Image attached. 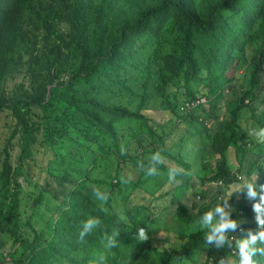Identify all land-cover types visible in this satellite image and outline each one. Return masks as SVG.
Masks as SVG:
<instances>
[{
	"label": "trees",
	"instance_id": "16d2710c",
	"mask_svg": "<svg viewBox=\"0 0 264 264\" xmlns=\"http://www.w3.org/2000/svg\"><path fill=\"white\" fill-rule=\"evenodd\" d=\"M252 44L256 48L248 60ZM23 48H29L26 65L30 82L27 89L8 95L4 85L10 74L18 72ZM63 48L67 54L61 55ZM148 48H153L152 61L158 59L165 74L163 104L177 122L198 126V137L209 142L208 152L215 157L209 182L228 190L239 183L227 165L228 149L234 150L240 169L250 164L247 147L242 145V115L250 112L252 120L264 128V113L255 116L251 108L264 92V0H0V114L7 112L15 122L3 157L0 154V207L5 208L0 231L9 234L22 251L20 259L11 264H93L94 259L99 264L100 257L103 264H131L145 250H156L147 236L142 241L137 238L138 231H134L136 243L107 246L108 232L118 221L111 200L119 185L90 179L86 165L91 169L98 155L114 153L118 167L130 164L141 177L148 175L150 168L171 175L165 165L146 161L139 153L131 155L129 140L121 146L122 128L131 124L137 131L133 133L128 127L130 140L137 142L141 135L149 141L156 137V149L181 168L173 178L187 188L190 165L184 162L183 154L172 156L146 115L116 102L136 95L131 89L132 74L144 71L142 54ZM243 65L245 87L236 81ZM61 73L66 77L63 80ZM226 92L233 95L229 102H224ZM221 106L227 113L224 119L218 113ZM16 136L20 155L14 169L8 145ZM38 143L54 157L47 176L60 186L61 197L56 195L57 187H42L28 195L31 203L26 215L18 179ZM74 155L78 156V169L72 170L76 181L63 177L74 164ZM90 184L110 186L108 198L97 200ZM255 190L261 199L264 173ZM49 197L58 205L46 222L50 223L45 235L34 229L32 221L37 208ZM209 205L193 202L189 209L179 203L173 219L183 224L203 222L212 208ZM259 206V212L247 206L239 216L223 218L236 224L225 229L223 242L205 239L211 234L210 227L177 235L176 250H156L158 264H167L169 258L182 261L190 252L205 253L208 264H226L230 256L238 255L240 238L246 240L264 231V224L248 221L255 215L264 218V202ZM124 213L131 225H139L127 202ZM88 219L96 223L84 231ZM236 228H241V234L231 242L228 237ZM250 247L257 249L255 258L264 264V251L260 250L264 242L258 239Z\"/></svg>",
	"mask_w": 264,
	"mask_h": 264
},
{
	"label": "rangeland",
	"instance_id": "374dc122",
	"mask_svg": "<svg viewBox=\"0 0 264 264\" xmlns=\"http://www.w3.org/2000/svg\"><path fill=\"white\" fill-rule=\"evenodd\" d=\"M254 48H256V44H252L248 48V60L253 56ZM28 49L23 48L21 50V64L18 72L10 74L6 80L4 90L8 95L13 94L19 88L27 89L28 87L30 82L26 65L29 60V54L26 52ZM62 54H67L65 48L62 49ZM152 58L153 48L143 51L142 59L144 67H141V70L144 71L132 74L134 81L131 84V89L136 95L134 97L124 96L116 99V102L132 110H139L143 115H146L150 119L151 126L156 135L163 136L165 148L171 152L172 156L177 157L179 153L183 154L182 158L184 162L190 165V181L187 184V188L181 186L182 182L179 179L173 178V173L181 172V168L177 163L168 158L169 156L162 153L159 148L156 149L159 144L156 137L152 141H149L148 138L141 135L136 137L137 142L130 140L129 135H131V132L128 130V127H132L133 133L137 131L131 124L128 127L125 125L122 128L121 135L123 138L121 146L129 140L130 154L135 155L139 153L143 155L146 161L151 163L156 162L151 159L152 155L160 152L161 161L159 163L169 168L173 175L155 169L151 175L148 174L141 177L139 170L133 168L130 164L125 166L120 164V167H118L119 162L114 153H107L105 156L98 155L95 165L91 169L88 164L86 165L87 169L90 170V179L119 185L114 189L111 200V210L118 214V221L108 232V238H111L114 246L120 247L121 244L128 246L136 243L138 237L136 238L134 231L143 229L145 236L150 239L151 245L157 251L165 248L176 250L178 248L177 235L187 236L200 229L209 227L208 224H204L203 222L183 224L174 221V210L179 203L186 204L189 209L193 202L199 206L210 204L211 206L209 205V207H212L210 210L219 206L225 214L223 218L230 217L231 215L239 216L241 211L247 206L261 205L258 193L256 192L255 196H249L248 189L244 185L252 183L255 188L259 185V180L264 173V143H261L252 134L254 130L262 127L252 120L250 112L244 111L245 113L241 119V125L244 129L242 145L247 147L246 151L248 161L250 162L249 167L246 162V169L239 168L233 149H228L226 154L228 168L232 173L240 175L243 180L235 183L228 190L226 188L219 189L215 183L209 182L210 175L215 170V157L208 152L209 142L203 141L198 137V126L196 124L190 125L187 121L177 122V118L167 111L161 96L162 78L165 74L158 63L159 60L152 61ZM245 67L246 65L241 66L237 71L238 74H236V81L238 83L242 82L244 87L246 86V78L244 76L247 74ZM60 77L62 80L66 78L64 73H61ZM225 95L227 97L224 102L232 100L233 95L230 92H226ZM142 97H144V100H142ZM141 102L142 105H140ZM251 108L255 116L264 113V92L251 105ZM34 112L38 113V111ZM218 113L221 119L227 116L225 107L221 106ZM14 125L15 122L7 112L0 114V154L2 157L5 145L14 130ZM209 126L211 127L213 124L210 123ZM69 135L74 137L73 133ZM8 152L12 167L15 169L18 166V157L20 155L17 136L8 145ZM75 152L78 155L80 154L78 150ZM74 157V164L69 166V169L66 170L67 174H63V177H70L76 181L78 179L77 175L72 170L78 169V166L75 164L78 156L74 155ZM53 158L51 151L38 143L33 147L31 157L23 163L22 174L18 182L23 189V210L26 212V215L30 213L28 206L31 202L28 199V195L33 194L39 189L41 190L42 187H57L55 188L56 195L59 198L61 197V191L58 189L60 186L53 183V180L47 176V167L53 161ZM55 167L59 166L55 165ZM135 182L136 184H134ZM89 187H92V196L97 200L104 201L108 198L110 186L90 184ZM119 193H123V196L120 197ZM199 194L201 196H198ZM157 196L161 197L156 200L155 197ZM126 202L127 206L132 208L134 220L139 224L138 226L129 223L124 213ZM57 205L58 202L49 197L42 206L37 208L32 221L36 231H42L45 235L48 234L47 226H49L50 222H46L52 215L54 216ZM257 217H259L260 221H264V218L256 215L252 216L248 221L253 223V225H263L258 222ZM219 218H221L220 213H215L214 220ZM4 222L5 208L0 207V225ZM131 229H133L132 232L130 231ZM28 230L27 228L26 231ZM24 237L27 238V234ZM28 238L31 239V237ZM241 240L243 239L240 238L239 241ZM156 250H145L131 264H158L159 258ZM21 252L19 244H15L14 239L9 234L6 235L0 231V264H4L3 262L6 264L14 263L20 259ZM205 257V253L190 252L182 261L169 258L167 264H208L205 261ZM235 258H238V255ZM226 264H235V260L229 259Z\"/></svg>",
	"mask_w": 264,
	"mask_h": 264
},
{
	"label": "clouds",
	"instance_id": "9594fccd",
	"mask_svg": "<svg viewBox=\"0 0 264 264\" xmlns=\"http://www.w3.org/2000/svg\"><path fill=\"white\" fill-rule=\"evenodd\" d=\"M252 134L261 143H264V128H258L256 130H254V132H252ZM151 159L153 161H156L157 163H159L161 161V153L160 152L154 153L152 155ZM154 171H155L154 168H150L148 170V174L151 175ZM236 176H240V175H236ZM236 180L238 182H241L243 180V178L241 177V180H238L236 178ZM244 186L247 187L249 196H255L256 195V190H255V187L252 183H247ZM261 201L264 202V196H261ZM254 209L256 212H259L260 206L255 205ZM215 213H220V216H221L220 220H218V221L214 220V214ZM224 215L225 214L223 212V209L219 206H216L213 209H211L205 213V215L203 217V223L208 224L210 227V231H211V234L206 235V237H205V239L207 241H212L215 238L219 242H223L225 229L236 227V224L234 221L223 219ZM257 220L259 223L264 224V221H260L259 217H257ZM95 223H96L95 220L88 219L86 221V223H84V225H83L84 231H88V230L92 229V227L94 226ZM217 234H219V235H217ZM81 235H83V232L81 233ZM113 235H115V233H113ZM138 239L141 241L146 239L145 231L143 229H140L138 231ZM258 239L260 241L264 242V231H261L258 234V236L257 235H251L249 239L239 241L238 245H237L238 246V257H239L238 261L236 260L235 257H231V256L229 257V259H234L235 264H259V262L255 258V252L257 251V249L250 247L251 245H254ZM112 243L113 242H112L111 238H108L107 246H111ZM217 246H219V244ZM260 250L264 251V249H260ZM93 264H97L95 259L93 261ZM99 264H103V257H100Z\"/></svg>",
	"mask_w": 264,
	"mask_h": 264
},
{
	"label": "built area",
	"instance_id": "2783aa9c",
	"mask_svg": "<svg viewBox=\"0 0 264 264\" xmlns=\"http://www.w3.org/2000/svg\"><path fill=\"white\" fill-rule=\"evenodd\" d=\"M236 178H237L238 180H241V176H236ZM217 184H218L219 186L222 185L221 181H218ZM231 232H233V234H232V235H229L228 238H229V241L234 242V241L236 240L237 236L241 234V228L233 229ZM231 232H230V233H231ZM231 254H232V255L235 254V250H234V249L231 251Z\"/></svg>",
	"mask_w": 264,
	"mask_h": 264
}]
</instances>
